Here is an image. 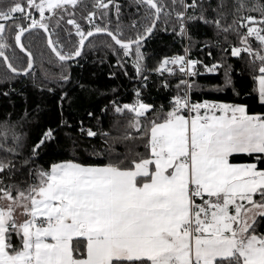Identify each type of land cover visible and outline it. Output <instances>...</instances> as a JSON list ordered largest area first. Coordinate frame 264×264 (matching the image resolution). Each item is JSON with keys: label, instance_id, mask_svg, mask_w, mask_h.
<instances>
[{"label": "snow or ice", "instance_id": "1", "mask_svg": "<svg viewBox=\"0 0 264 264\" xmlns=\"http://www.w3.org/2000/svg\"><path fill=\"white\" fill-rule=\"evenodd\" d=\"M127 4L137 17L130 24L123 23L120 0H0V63L14 76L31 74L34 56L23 38L37 29L62 65L80 58L85 47H96L92 38L102 35L109 38L103 47L118 57L116 67L132 79L126 67L130 58L142 87L148 86V72L158 77L180 74L167 107L144 102L141 88L133 89L131 103L112 102L117 115L131 114L126 129L136 134L126 130L118 137L115 142H125V152L110 155L103 166L68 160L34 168L39 150L55 138L54 130H45L31 154L23 156L18 130L0 125L11 133L10 146L0 147V264H264V233L259 231L264 223V168L258 167L264 164V115H250L243 105L193 102L194 83L187 79L198 75L203 64L190 58L197 42L189 26L203 24L215 37H223L216 41L221 52L238 59L248 56L264 103V0ZM81 5L91 8L81 15L87 28L76 19ZM172 17L178 22L172 34L188 41L184 54L164 56L149 69L144 46L161 19L168 24ZM61 28L64 36L57 31ZM126 30L134 35L126 36ZM16 49L27 56V67L14 64ZM203 67L215 73L224 63ZM0 79L7 80V74ZM158 87L172 86L165 79ZM86 134L98 135L91 128ZM136 140L143 152L137 150L140 145L127 143ZM238 154L254 159L231 162Z\"/></svg>", "mask_w": 264, "mask_h": 264}, {"label": "trees", "instance_id": "2", "mask_svg": "<svg viewBox=\"0 0 264 264\" xmlns=\"http://www.w3.org/2000/svg\"><path fill=\"white\" fill-rule=\"evenodd\" d=\"M120 2L124 6L123 23L130 24L133 18H137L132 15L135 13V8H129L127 0ZM233 2L234 0H229L230 4ZM89 10H91L90 6L84 9L83 5L76 9V19L85 25V28L87 25L81 19V15ZM244 14L247 15V12ZM112 19V26L115 27V17L113 16ZM231 19L229 17V23ZM173 25L178 28L175 17H172L168 24H165L162 18L157 31L145 44L143 51L150 57L146 61L149 69L155 68L157 62L164 56L184 52L188 41L180 42L178 37H174ZM63 27L70 26L64 24ZM189 27L197 42L191 48L190 58L209 66L217 62L224 63V67L215 73L205 72L203 64L198 67L199 74L189 78L194 83L190 92L191 100L243 105L250 115H264V103L258 98L257 82L254 79L258 72L249 63L248 56L245 54L242 59H238L231 57L230 53L221 52V45L216 41L222 40L223 37H215L213 31L203 24ZM165 28L168 31L162 30ZM57 31L60 36L65 35L63 28ZM125 35H134V32L126 30ZM229 39L232 43H238L234 35H230ZM107 40L109 38L102 35L92 38L96 47H85L80 58L62 65L47 47L43 31L37 29L25 34L23 38L25 46L34 56L31 74L14 76L3 63H0V77L5 74L8 77L7 80L0 79V125L8 124L18 130L16 135L22 138L21 154L30 155L32 145L42 133L48 128L54 130L55 138L39 150L34 159V168L48 169L53 163L68 160L85 166H103L109 163L110 155L125 152V142H115L116 139L122 137L126 130L136 134L134 129H126L131 114L117 115L113 111L112 102L117 101L121 105L131 103L135 88H141L144 102L154 104L156 108L161 105L167 107L168 101L176 95L175 85L180 79L179 73L173 77L168 75L158 77L154 72H148L146 73L150 77L148 86L142 87L141 82L135 79L136 73L131 66L130 58L126 67L132 79L124 75V69L116 67L118 57L103 47V43ZM9 43L13 41L9 40ZM222 46L229 47L227 44ZM15 52L19 59L14 60V64L19 68L27 67V56L18 49ZM209 52L212 54L209 55ZM8 54L12 55L11 52ZM225 69L228 70L227 76ZM113 73L114 76L111 75ZM63 75L68 76L69 79L64 81L61 79ZM229 78L231 84L226 83ZM165 79L172 86L170 90L158 87L161 80ZM4 92H8L9 95H3ZM65 94L66 98L61 100V96ZM89 112L93 113L91 117L88 115ZM26 113L27 118H25ZM81 127L85 129L83 133L80 131ZM89 128L98 135L88 137L86 131ZM104 133L108 135L104 136ZM10 138V132L0 129V147L10 146L7 144ZM127 143L140 145L137 150L144 151L139 140L127 141ZM94 151L97 154L94 155ZM252 159L254 157L243 154L230 157L233 163L250 162ZM258 167L264 168V164ZM259 231L264 233V223L261 224ZM76 255L79 256L81 253L78 252Z\"/></svg>", "mask_w": 264, "mask_h": 264}, {"label": "built area", "instance_id": "3", "mask_svg": "<svg viewBox=\"0 0 264 264\" xmlns=\"http://www.w3.org/2000/svg\"><path fill=\"white\" fill-rule=\"evenodd\" d=\"M37 18H38V14H37ZM184 54V52L183 53H180V55H183ZM191 59H193V58H191ZM194 60H196V59H194ZM178 73V72H177ZM164 75H168L167 73H165ZM187 79H189V78H187ZM193 101V100H192ZM193 102H198V101H193ZM202 102V101H201ZM185 115H188L187 113H185Z\"/></svg>", "mask_w": 264, "mask_h": 264}, {"label": "rangeland", "instance_id": "4", "mask_svg": "<svg viewBox=\"0 0 264 264\" xmlns=\"http://www.w3.org/2000/svg\"><path fill=\"white\" fill-rule=\"evenodd\" d=\"M256 91H257V94H258V84H257V89H256ZM216 103H218V104H229V103H225V102H216ZM230 105H233V104H230Z\"/></svg>", "mask_w": 264, "mask_h": 264}, {"label": "water", "instance_id": "5", "mask_svg": "<svg viewBox=\"0 0 264 264\" xmlns=\"http://www.w3.org/2000/svg\"><path fill=\"white\" fill-rule=\"evenodd\" d=\"M46 43H47V41H46ZM19 50V49H18ZM51 51V50H50ZM24 54V53H23ZM75 61V60H74ZM69 62H72V61H69Z\"/></svg>", "mask_w": 264, "mask_h": 264}, {"label": "crops", "instance_id": "6", "mask_svg": "<svg viewBox=\"0 0 264 264\" xmlns=\"http://www.w3.org/2000/svg\"><path fill=\"white\" fill-rule=\"evenodd\" d=\"M217 115H219V113L217 112Z\"/></svg>", "mask_w": 264, "mask_h": 264}]
</instances>
